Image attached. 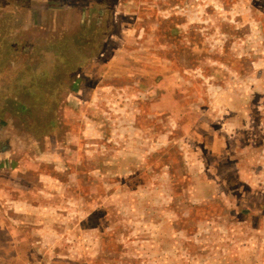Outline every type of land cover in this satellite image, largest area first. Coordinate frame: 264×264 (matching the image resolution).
I'll return each mask as SVG.
<instances>
[{"label": "crops", "instance_id": "1", "mask_svg": "<svg viewBox=\"0 0 264 264\" xmlns=\"http://www.w3.org/2000/svg\"><path fill=\"white\" fill-rule=\"evenodd\" d=\"M105 1L0 0V264H23L30 258L42 261L38 256L51 253L55 241L53 238L58 237L49 222L66 223L72 215L70 207L69 210L61 207L63 201L57 197L58 191L77 186H65L54 178L57 174H63L71 179L74 167L76 171L77 166L88 164L79 163L78 159L85 158L91 165V174L95 179L92 175L93 181L90 183L85 177L78 179L79 188L90 190L94 187L103 188L104 184L113 185L114 179L126 174L136 175L140 167L132 165L136 159L151 157L153 149L160 148L159 151L167 152V148L157 146V143L166 145L169 141L178 142L180 172L184 163L190 160L191 189L195 190L200 180L214 178V184L209 189L213 186L218 191L213 194L209 191L208 196L216 198L220 189L228 183V174L217 176L218 172L213 171L221 161L231 162V169L227 168L226 172L234 170L235 176L248 187L255 188L259 182L253 173H264L263 156L253 160L251 167L257 162L259 165L241 169L239 159L228 151L229 143L247 132L243 127L248 126L249 119L245 114L244 117L240 116V111L246 105L234 103V100L231 102V98L227 97L231 93L229 88H199V79L196 77L199 75L187 72L188 76H184L181 68H173L172 59L166 54L172 50L178 51L179 46L172 36L169 37L168 29L159 24L163 16H168L165 13L170 12L182 14L194 21L202 11L206 12L208 5L213 7L215 14L229 18L232 15L229 5L231 0H200L202 3L195 7L193 0H113L114 3L108 8L104 5ZM144 12L148 14L144 15ZM102 13L111 15L109 24L102 26L107 32L111 29L112 34L94 33L97 39L95 43L100 46L99 53L80 72L81 81L73 85L68 81V87H76L63 97L66 102L63 107L65 120L67 124L73 120V124L80 125V132L51 131L39 140L23 120L27 121L25 112L35 107L33 104L36 102L26 100L25 95L32 96L40 89L41 71L35 61L38 56L34 51L38 47L53 46V50L57 51L56 45L69 37L72 26L77 29L88 28L90 23L86 18ZM255 29L258 30L257 26ZM157 31L161 41L153 44ZM59 37L63 40L60 41ZM168 40L172 44L168 45ZM106 43L108 48L111 47L110 55L102 60L100 52ZM195 45L193 43L191 48L189 45L185 48L190 51L191 58L181 55L179 60H191V67L197 69L200 68V55ZM154 46L157 47V53L153 50ZM48 56L52 62L50 56L54 58L55 55ZM30 82H37V88H29ZM187 84L196 85L200 95H181L180 91ZM248 93L250 91L246 92L247 96ZM207 96L208 100H205ZM188 99L191 100L188 102ZM140 109L154 117L159 116L154 126L146 124L144 131H139L136 126L140 122ZM107 110L113 113L110 120L105 117ZM28 121L30 123L29 118ZM109 127L111 138L103 134ZM155 128L158 132H155ZM105 141L112 143L108 152L104 148L109 147ZM139 143L145 144V147L140 148L137 145ZM199 151L203 157L208 156L206 159L212 164L208 165L203 160L205 164L201 165ZM107 158L118 163L117 159L123 158L122 164H126V169L120 166L110 172L116 178L102 177V165ZM204 171L212 175H201ZM123 189L116 188L114 197L110 199L79 198V205L82 207L84 204V213H87L88 207L92 205L103 206L108 201H119ZM159 199L166 200L165 193L160 194ZM189 199L197 200L191 196ZM65 204L69 205L68 202ZM160 204L163 205L162 202ZM58 230L65 231L63 227ZM94 232L100 236L96 230ZM59 250L62 253L58 261L51 264H71L69 258L72 256L67 252L69 249L57 248L56 251ZM63 253L66 254L63 256ZM263 253L264 248L256 252L261 257Z\"/></svg>", "mask_w": 264, "mask_h": 264}, {"label": "rangeland", "instance_id": "2", "mask_svg": "<svg viewBox=\"0 0 264 264\" xmlns=\"http://www.w3.org/2000/svg\"><path fill=\"white\" fill-rule=\"evenodd\" d=\"M193 2L194 7L202 3L200 0ZM113 3V0H107L104 5L108 8ZM229 5L232 10L230 19L215 14L213 7L208 5L204 9L206 12L202 11L194 21L182 14L170 12L165 13L168 16H163L159 24L160 27L168 29L169 37L172 36L179 46L178 51L172 50L166 54L172 59L170 61L173 68H181L184 76H188L187 72L194 76L199 75L196 76L199 79V88H229V100L246 105L240 111V116L244 117L245 114L249 119L248 126L243 127L247 132L238 134L237 139L229 143L227 150L239 159L241 169L252 168L259 165L257 162L251 167L253 160L262 156L264 159V0H231ZM145 14L148 12H144ZM96 17L100 20L99 24ZM110 20L111 15L106 13L88 17L86 21L90 23V27L77 29L72 26L69 31L70 38L56 45L57 51L53 50L54 46L35 49L34 54L38 56L35 61L41 67L40 89L32 96L25 95L26 100L36 102L33 104L35 107H30L25 112L27 121L23 120L39 140L51 131L68 130L72 134L80 132V125L73 124V120L67 124L65 120L63 107L66 102L63 97L76 87H68V81H71V85L81 81L80 72L99 53L100 46L95 43L97 39L94 33L112 34L111 29L107 32L102 26L109 24ZM256 26L258 30L255 29ZM58 39L63 40L62 37ZM160 41L161 36L157 31L153 44ZM193 43L197 44L195 48H198L200 55V68L197 69L191 67L193 64L188 60L191 58L190 51L185 49ZM170 44L172 42L168 40V45ZM110 49L106 43L100 52L103 55L102 60L108 58ZM183 49L186 52L184 50L182 53ZM153 50L157 53V47L154 46ZM49 54L55 55L54 58L50 56L52 62L48 60ZM181 55L188 59L180 61ZM28 87L36 89L37 82H30ZM197 90L196 85L187 84L180 93H187V97H197L200 95ZM240 90L242 91L239 92ZM244 90L250 91L248 96ZM205 100H208V96ZM111 114L112 110H107L105 117L110 120ZM147 115L148 112L139 110L140 122L139 125L136 124L139 131H144L146 124L154 126L153 123L159 118L158 115H149V118ZM237 115L239 117L238 112ZM110 130L111 127L103 134L111 138ZM154 130L158 132L157 128ZM105 144L109 146L104 147L108 152L112 143L105 141ZM137 145L140 148L145 147L142 143ZM159 145L167 148V152L159 151L160 148L153 149L151 157L137 158L136 163L132 164L143 167L137 168L136 175L126 174L122 178L114 179L113 185L104 184L103 188H79V178L85 177L88 183L93 181L90 175L95 179L91 174L89 160L85 158L78 159L77 162L88 164L77 166L76 171L74 167L71 179L57 174L54 179L58 183L65 186L77 184L69 186L66 191H58L57 196L63 201L61 207L68 210L70 207L72 215L66 223L56 222L53 223L54 226L49 222L55 228L58 238H53L55 241L51 253L38 256L44 263L30 258L23 264L54 263L62 253V250L56 251L57 248L69 249L67 252L72 256L69 258L71 264H264V253L262 257L261 254H256L259 248H264V173H253L259 182L255 188L248 187L235 176L234 170L226 172L231 169V162L221 161L219 169L215 167L213 171L218 172L217 176L228 174V183L215 198L207 195L209 191L212 194L218 191L213 186L209 189L214 184V178L200 180L196 183V189H191L190 160L184 163L185 166L180 172L178 142L169 141L166 145L157 143ZM199 153L201 165L205 164L203 160L208 165L212 164L207 160L208 156L203 157L202 152ZM117 160L119 163L108 158L105 160L102 177L111 178L114 173L110 172L120 166L126 169V164H122L123 158ZM212 162L215 164L214 160ZM205 173L204 171L201 175ZM163 186L164 189H161ZM120 187L124 189L120 191L121 197L117 202L108 201L103 206L92 205L91 208L88 207L87 213H84V204L82 207L79 205V198L110 199L114 197L115 189ZM163 193L166 200L160 201L159 196ZM190 196L197 200H190ZM60 227L65 231L60 232ZM95 230L100 236H96Z\"/></svg>", "mask_w": 264, "mask_h": 264}]
</instances>
